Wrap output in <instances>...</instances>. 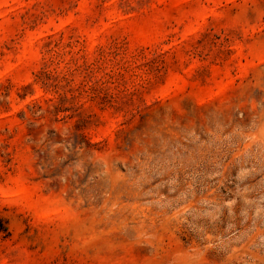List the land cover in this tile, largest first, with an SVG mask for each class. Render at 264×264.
<instances>
[{
	"label": "rangeland",
	"instance_id": "obj_1",
	"mask_svg": "<svg viewBox=\"0 0 264 264\" xmlns=\"http://www.w3.org/2000/svg\"><path fill=\"white\" fill-rule=\"evenodd\" d=\"M0 264H264V0H0Z\"/></svg>",
	"mask_w": 264,
	"mask_h": 264
}]
</instances>
